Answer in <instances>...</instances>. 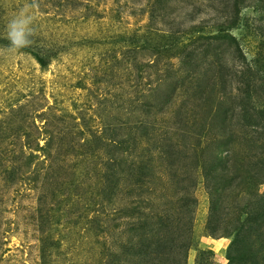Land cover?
<instances>
[{
    "label": "rangeland",
    "instance_id": "1",
    "mask_svg": "<svg viewBox=\"0 0 264 264\" xmlns=\"http://www.w3.org/2000/svg\"><path fill=\"white\" fill-rule=\"evenodd\" d=\"M37 3L0 55V264H264V0Z\"/></svg>",
    "mask_w": 264,
    "mask_h": 264
},
{
    "label": "clouds",
    "instance_id": "2",
    "mask_svg": "<svg viewBox=\"0 0 264 264\" xmlns=\"http://www.w3.org/2000/svg\"><path fill=\"white\" fill-rule=\"evenodd\" d=\"M38 8L37 0L25 4L18 13L12 17L6 25L8 44L0 47V55H7L18 52L21 49L29 47L34 35L32 23L34 16L31 9Z\"/></svg>",
    "mask_w": 264,
    "mask_h": 264
},
{
    "label": "trees",
    "instance_id": "3",
    "mask_svg": "<svg viewBox=\"0 0 264 264\" xmlns=\"http://www.w3.org/2000/svg\"><path fill=\"white\" fill-rule=\"evenodd\" d=\"M187 243L188 242H187V238L186 237H184V238H182L180 240H179V238H176L173 241H170L169 244L171 245V250L174 251V253H173V254H175L174 256L179 255V250H181V249L186 250V244ZM162 246H164L163 243H161L160 247H162Z\"/></svg>",
    "mask_w": 264,
    "mask_h": 264
}]
</instances>
